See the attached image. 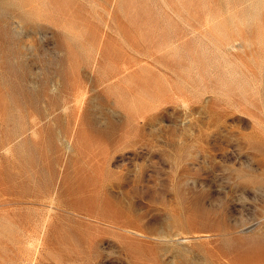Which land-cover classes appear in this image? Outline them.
Segmentation results:
<instances>
[{
	"label": "rangeland",
	"instance_id": "374dc122",
	"mask_svg": "<svg viewBox=\"0 0 264 264\" xmlns=\"http://www.w3.org/2000/svg\"><path fill=\"white\" fill-rule=\"evenodd\" d=\"M0 264H264V0H0Z\"/></svg>",
	"mask_w": 264,
	"mask_h": 264
}]
</instances>
